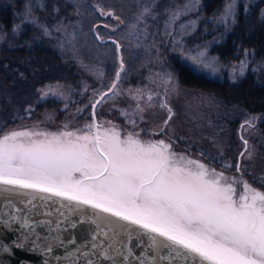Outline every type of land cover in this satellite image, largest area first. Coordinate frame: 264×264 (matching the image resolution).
I'll return each instance as SVG.
<instances>
[{"label":"snow or ice","instance_id":"1","mask_svg":"<svg viewBox=\"0 0 264 264\" xmlns=\"http://www.w3.org/2000/svg\"><path fill=\"white\" fill-rule=\"evenodd\" d=\"M149 13L145 8L142 15ZM178 15L173 14V20ZM205 55L201 52L193 59L204 62ZM119 79L118 71L109 87L114 95L120 94ZM172 80L169 74L165 83ZM142 91L137 90L133 99L139 100ZM107 95L103 93L101 100ZM147 99L150 102L152 95ZM159 106L168 112L163 121L166 128L174 113L166 101ZM142 112L137 103L133 114ZM129 122L136 126L134 119ZM85 127L88 131L82 134L79 129L67 131L64 125L59 132L13 129L0 135V198L11 203V196L24 197L21 202L31 206L29 214L37 208L36 201L42 202L41 207L58 205L55 211L62 219L56 221L57 231L64 222L73 229L78 224L94 226L90 237L64 257L70 264L81 259L85 264H101V258L128 264L133 255L129 243L134 237L143 243L144 236L155 255L139 259V264H157L156 257L161 261L195 257L198 264H264V192L245 181L243 194L234 199L233 185L240 181L178 155L163 139L142 141L138 132L121 138L114 127L95 123V113ZM236 171H240L239 163ZM84 206L93 210L90 215ZM11 219L32 228L30 215ZM55 241L65 246L60 236ZM69 243L75 245L76 240ZM47 250L51 251V245Z\"/></svg>","mask_w":264,"mask_h":264},{"label":"rangeland","instance_id":"2","mask_svg":"<svg viewBox=\"0 0 264 264\" xmlns=\"http://www.w3.org/2000/svg\"><path fill=\"white\" fill-rule=\"evenodd\" d=\"M108 1L110 0L106 2ZM250 1L253 0H227L217 23L228 27L234 20L237 4L243 2L246 5ZM116 2V8H102L103 11L111 10L114 14L104 15L103 17L108 19L102 23L115 32V51L102 49L98 53L90 46L85 52H81L72 36L68 34V30H72V22L59 21L56 25L63 33L59 39L69 52L72 72L67 78L42 84L39 88V99L51 97L59 100L62 116L57 117L58 112L52 109L34 116L33 111L27 109L26 119L4 128L0 135L13 129L59 132L64 130V125H68L67 131L79 129L82 134L88 131L85 126L93 122L95 113V123L103 125L104 128L114 127L121 138L129 132H138L142 141L163 139L171 143L172 150L178 155L198 160L208 169H214L229 179L240 181L233 185L236 190L234 199L243 194L242 182L245 181L252 188L264 192L248 182L243 172L238 175L233 171L232 162L223 154L226 147L238 145L237 156L240 157L241 166L245 164L243 159L248 157V153H251V156L255 154L254 138L261 136L255 124L257 116L245 114L246 112L235 115L234 110L226 109L211 94L182 85L169 62L168 54L171 53L195 70L214 78L227 74L230 79L235 80L244 73L247 67L246 59L223 63L208 51L206 41L192 39L201 19L200 14L196 12L201 0H172L171 4L164 6L163 13L158 9L157 0ZM145 8L150 9V13L142 15ZM176 13L179 14L178 18L173 20V14ZM94 31H98L96 27ZM163 49H166V52H163ZM201 52L206 53L204 62L194 60L193 57H197ZM118 71L120 79L117 87L120 94L114 95L109 92V87L116 80ZM169 74L173 80L171 83H165ZM137 90H143L139 94V100L133 99ZM103 93L108 95L101 100ZM149 94L153 97L150 102L147 99ZM98 100L100 103L93 108V104ZM162 101H166L174 113L166 128L163 121L167 119L168 112L159 106ZM137 103L143 108V112L134 115ZM125 112L128 115L122 114ZM224 115L226 119H221ZM132 119L136 121L135 127L129 122ZM234 122H237L235 127L232 125ZM244 141H247V151ZM195 142L197 149L193 150L192 144ZM242 152L245 153L243 157ZM217 153L222 154L221 157L215 155ZM209 158L218 163L210 161ZM257 167L260 169L257 168V174H253V178L264 183V161H260Z\"/></svg>","mask_w":264,"mask_h":264},{"label":"trees","instance_id":"3","mask_svg":"<svg viewBox=\"0 0 264 264\" xmlns=\"http://www.w3.org/2000/svg\"><path fill=\"white\" fill-rule=\"evenodd\" d=\"M106 1L0 0V131L26 119L27 109H31L34 116L48 109L58 112L57 117L62 116L59 100L39 99L42 84L67 78L72 72L69 52L59 39L63 34L56 27L59 21L72 22L68 34L81 52L90 46L98 53L102 49L116 50L115 32L102 23L108 17H103L101 12L103 7L116 8L117 2ZM171 1L157 0L158 9L162 11ZM226 1L201 0L196 11L201 19L192 39L206 41L208 51L223 63L246 59L244 73L235 80L227 74L214 78L171 53L169 62L182 85L211 94L226 109L234 110L235 115L246 112L257 116L255 124L261 136L254 138L256 151L251 158L243 159L245 166L240 165V171H236L240 159L238 145L226 147L223 154L232 162L233 171L238 175L243 172L248 182L264 190V183L253 178L259 162L264 161V0H253L246 5L239 2L228 27L217 23ZM222 118L226 119V115ZM192 148L197 149L196 142ZM215 155L221 157L222 154Z\"/></svg>","mask_w":264,"mask_h":264},{"label":"water","instance_id":"4","mask_svg":"<svg viewBox=\"0 0 264 264\" xmlns=\"http://www.w3.org/2000/svg\"><path fill=\"white\" fill-rule=\"evenodd\" d=\"M109 12L112 11L109 10ZM10 199L11 203H9L8 199L0 198V264H70L64 257L68 252L73 251L90 237L94 226L87 223L78 224L73 229L68 226L67 222H64L61 224L59 231H57L56 221L57 219H62L59 213L55 211L58 205L50 203L47 207H41L42 202L36 201L37 208L33 209L29 214L27 207L31 206L26 207L21 202L24 197L11 196ZM53 199L59 198L54 197ZM84 207L90 215L93 210L88 206ZM17 208L22 211L17 213ZM45 212H52V215L46 216L44 215ZM14 215H18L19 217L30 215L32 228L22 227V221L20 219H11ZM40 221H50V223L40 224ZM56 236H60L65 246L61 247L59 241H55ZM72 238L76 240L75 245L69 243V240ZM99 239L103 240L104 238L100 237ZM122 239L126 238L122 237ZM148 243L147 236L143 237V243H140L137 238H133L129 243L133 255L129 257L128 264H139V259H143L145 256L152 257L155 255L148 248ZM17 244H23V247H17ZM49 245H51V251L47 250ZM5 248L8 250L5 251ZM156 262L157 264H198V258L193 257L187 261H161L156 257ZM77 264H85V261L83 259L78 260ZM101 264H111V262L101 258ZM145 264H148V261Z\"/></svg>","mask_w":264,"mask_h":264}]
</instances>
